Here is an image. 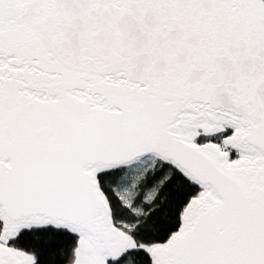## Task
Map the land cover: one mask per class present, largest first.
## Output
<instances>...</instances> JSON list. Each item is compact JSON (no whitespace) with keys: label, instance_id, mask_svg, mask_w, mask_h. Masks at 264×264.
<instances>
[{"label":"snow or ice","instance_id":"6c2138e0","mask_svg":"<svg viewBox=\"0 0 264 264\" xmlns=\"http://www.w3.org/2000/svg\"><path fill=\"white\" fill-rule=\"evenodd\" d=\"M0 264H264V0H0Z\"/></svg>","mask_w":264,"mask_h":264}]
</instances>
